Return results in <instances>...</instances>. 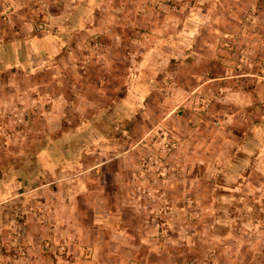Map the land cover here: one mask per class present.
Segmentation results:
<instances>
[{"label":"rangeland","instance_id":"rangeland-1","mask_svg":"<svg viewBox=\"0 0 264 264\" xmlns=\"http://www.w3.org/2000/svg\"><path fill=\"white\" fill-rule=\"evenodd\" d=\"M0 35V264H264V0H0Z\"/></svg>","mask_w":264,"mask_h":264},{"label":"crops","instance_id":"crops-1","mask_svg":"<svg viewBox=\"0 0 264 264\" xmlns=\"http://www.w3.org/2000/svg\"><path fill=\"white\" fill-rule=\"evenodd\" d=\"M14 14L15 15H13V16H15L16 19L21 18L20 19L21 20L20 21V25H17L16 27L13 26V29L9 30V34L11 36L6 41H3V43H2L4 46L7 45V47H8L9 43L11 42L12 51L14 50V45H13L14 41H15V38H14L15 36L14 35H17V34L18 35H22V36L25 35V34L27 35V33H29V30H30V27L28 25L29 24L28 17L26 16V14L23 13L22 11H19V13L18 12H16V13L14 12ZM61 16H64V15H62V13H57L54 16H51V18H52L51 21L52 22L53 21L59 22L61 20L60 24L63 23V25H55L54 24V27H56V29L54 31H50L48 33V35H46L45 37L42 36V37H37V38L34 37V38H32L30 43H29V47L31 46L32 48H34V51H36L38 53L39 52H43L44 53L48 46H54L55 49H56L59 46L60 38L55 33H59L61 30H66V29H68V32H70L74 28L78 27L77 25H75L76 27L75 26H71V23L69 22L70 19L67 18L68 19L67 20L66 17H63V18H65V21L63 19V21H64L63 22ZM85 29H88V28H85ZM11 37H13V38H11ZM25 37H26L25 41H29V38H27V36H25ZM60 41H62V40H60ZM2 44L0 43V45H2ZM51 50H53V49H50V51ZM7 51H8V53L5 51V53L3 54V57L0 58V67H2V69H7L9 67H12V65H10V63L12 62V60L10 59V58H12V56H10L11 48H7ZM52 191H53L54 194L55 193L57 194L60 191L59 186L58 185H56V186L53 185L52 186ZM38 259H39L38 260L39 262H42L44 260L45 261L49 260L48 258H46V256H43V257L39 256Z\"/></svg>","mask_w":264,"mask_h":264}]
</instances>
